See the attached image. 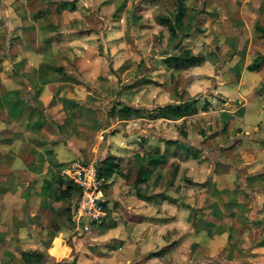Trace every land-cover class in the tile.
<instances>
[{
  "label": "rangeland",
  "instance_id": "1",
  "mask_svg": "<svg viewBox=\"0 0 264 264\" xmlns=\"http://www.w3.org/2000/svg\"><path fill=\"white\" fill-rule=\"evenodd\" d=\"M184 2L195 25L170 43L159 16L175 0H0V94L17 86L37 102L27 85L55 91L86 146L83 162L98 140L128 131L151 155L141 158L150 185L134 181L149 205L127 199L141 214L125 226L114 209L83 228L64 213L45 264H264V39L255 31L264 0ZM184 49L203 64H166ZM187 101L184 118H154ZM10 255L20 256L3 255L5 264Z\"/></svg>",
  "mask_w": 264,
  "mask_h": 264
},
{
  "label": "crops",
  "instance_id": "2",
  "mask_svg": "<svg viewBox=\"0 0 264 264\" xmlns=\"http://www.w3.org/2000/svg\"><path fill=\"white\" fill-rule=\"evenodd\" d=\"M26 87V92L32 96H36L38 90L37 102L32 97L26 100L17 86H5L0 94V264H5L3 255L9 253H17L20 258L18 261L16 255H10L13 262L9 259L8 264H25L21 258L25 252L50 255L51 241L53 243L58 239V233L66 229L60 223L67 213L63 204L67 199L59 196V191L68 184V179L61 175L62 170L70 159H81L84 151H80L86 148L77 140L75 126L68 129L64 102L57 98L56 92H48L41 84ZM138 138L131 131L125 132L124 136L116 133L98 140L88 149L98 156V163L105 160V168L112 172L103 181L106 219L114 209H121L128 218L125 226L141 214L139 208L128 206V196L130 201L141 204L145 200L146 206L149 205L146 196L140 200L142 194L139 190L136 192L137 186H134L139 173L149 186L148 174L152 170L144 169L146 163L142 161L151 155L146 156L138 150L135 143L141 142V137ZM173 146H169L170 150ZM126 163H130V167ZM74 200L75 195L70 202L74 203ZM139 218L138 223L142 221ZM44 260L39 264H45Z\"/></svg>",
  "mask_w": 264,
  "mask_h": 264
},
{
  "label": "trees",
  "instance_id": "3",
  "mask_svg": "<svg viewBox=\"0 0 264 264\" xmlns=\"http://www.w3.org/2000/svg\"><path fill=\"white\" fill-rule=\"evenodd\" d=\"M67 4V3H64ZM174 11L169 15H160L159 19L162 24H164L170 34L169 41L170 43H176L180 40V36L183 38L187 37L190 33V31L193 29L195 22H196V16L194 14H189L188 7L186 6L184 0H175L174 3ZM186 17H188L187 21L185 20ZM255 31L259 34L261 38L264 39V26L260 25L259 23L255 24ZM264 59V56H260L258 61ZM165 62L168 66L173 67L175 70L181 69V68H190V67H198L203 64L204 59L203 57L196 56L192 53L190 49H184L181 50L173 55H169L166 57ZM257 63L254 66L248 67V71L253 72L258 70ZM191 102L187 101L186 103H183V105H168L165 107H159L157 108V114L155 118H161V119H167V120H180L184 118L186 113L188 112L189 108L191 107ZM123 114L121 111L119 112L120 115L118 119L125 120L128 117V113H130V107L125 106L122 109ZM169 144H179V141H167ZM104 162L98 163V176L99 178L104 179L111 176L112 172L108 168H105ZM138 181H143L144 179L141 177V173H139ZM103 187H105L103 183ZM76 189L73 187L71 181H68V184L66 185V188L62 191H59V196L61 198L67 199V201L70 202V199L73 198L74 195H76ZM142 196V195H140ZM151 197V196H150ZM149 197V198H150ZM148 198V199H149ZM71 204V203H70ZM73 206L72 203L71 208L67 207V215L68 219L72 220V213H73ZM107 210V207H106ZM72 222V221H71ZM154 257L159 256V254L154 253ZM46 256H43L40 253L35 252H25L22 253L21 258L25 264H39L42 260L45 259Z\"/></svg>",
  "mask_w": 264,
  "mask_h": 264
},
{
  "label": "built area",
  "instance_id": "4",
  "mask_svg": "<svg viewBox=\"0 0 264 264\" xmlns=\"http://www.w3.org/2000/svg\"><path fill=\"white\" fill-rule=\"evenodd\" d=\"M98 159L83 162L76 159L67 164L61 175L71 181L76 189L73 206V223L84 226V218L89 223H100L107 216L103 179L98 176Z\"/></svg>",
  "mask_w": 264,
  "mask_h": 264
}]
</instances>
